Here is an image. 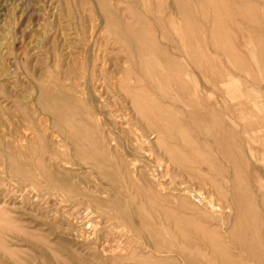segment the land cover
Wrapping results in <instances>:
<instances>
[{"label":"rangeland","instance_id":"374dc122","mask_svg":"<svg viewBox=\"0 0 264 264\" xmlns=\"http://www.w3.org/2000/svg\"><path fill=\"white\" fill-rule=\"evenodd\" d=\"M260 262L264 0H0V264Z\"/></svg>","mask_w":264,"mask_h":264},{"label":"bare ground","instance_id":"6f19581e","mask_svg":"<svg viewBox=\"0 0 264 264\" xmlns=\"http://www.w3.org/2000/svg\"><path fill=\"white\" fill-rule=\"evenodd\" d=\"M145 149V148H144ZM146 151V150H145ZM171 164V163H170ZM59 193V192H58ZM51 194H53V193H51ZM100 200H99V198H98V202H99ZM86 203H87V201H86ZM99 205V204H98ZM81 233V232H80ZM228 260V259H227ZM263 262V261H262ZM182 264V263H181ZM184 264V263H183ZM260 264H261V262H260ZM263 264V263H262Z\"/></svg>","mask_w":264,"mask_h":264}]
</instances>
